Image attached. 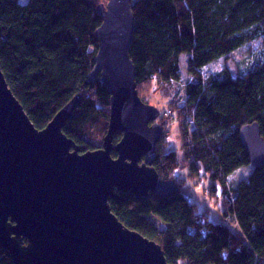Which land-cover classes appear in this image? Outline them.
Returning a JSON list of instances; mask_svg holds the SVG:
<instances>
[{
  "label": "trees",
  "instance_id": "16d2710c",
  "mask_svg": "<svg viewBox=\"0 0 264 264\" xmlns=\"http://www.w3.org/2000/svg\"><path fill=\"white\" fill-rule=\"evenodd\" d=\"M107 1L0 0V69L9 89L39 131L79 95L62 132L80 153L101 148L108 129V91L100 75L88 81L102 23L96 7ZM131 7L129 57L138 95L154 83L162 88L179 81L183 54L191 77L183 103L172 110L180 149L167 150L160 141L152 167L165 181L175 182L182 168L189 177L206 176L212 193L219 183L237 230L200 214L180 185L176 194L150 193L144 202L119 194L109 202L112 214L159 245L168 264H264V165L251 166L247 179L232 186L227 181L250 166L239 130L257 123L264 139V0H131ZM253 42L263 53L238 74L225 67L207 72ZM120 139L116 134L113 145ZM0 264H12L1 248Z\"/></svg>",
  "mask_w": 264,
  "mask_h": 264
},
{
  "label": "water",
  "instance_id": "95a60500",
  "mask_svg": "<svg viewBox=\"0 0 264 264\" xmlns=\"http://www.w3.org/2000/svg\"><path fill=\"white\" fill-rule=\"evenodd\" d=\"M96 12L102 23L88 81L100 75L110 96L100 149L80 153L62 132L79 95L39 131L0 69V248L12 264H168L159 245L126 228L110 209L122 193L144 202L150 193L165 198L180 188L152 167L164 130L159 111L137 92L131 0H108ZM239 139L250 166L264 165L258 124L243 126Z\"/></svg>",
  "mask_w": 264,
  "mask_h": 264
},
{
  "label": "rangeland",
  "instance_id": "374dc122",
  "mask_svg": "<svg viewBox=\"0 0 264 264\" xmlns=\"http://www.w3.org/2000/svg\"><path fill=\"white\" fill-rule=\"evenodd\" d=\"M21 4H25L27 0H19ZM263 48L260 43L253 42L244 45L242 49L235 51L226 60H220L206 68L208 73L218 72L223 67L227 68L233 75L238 74L239 69H243L251 62H255L256 58H260ZM188 55L183 54L180 57V80L172 82L162 88L157 87L154 83L152 87L140 89L139 94L145 104L155 107L160 115L157 122L163 127L164 134L161 138V145H165V149H180L181 138L180 129L176 115L173 114V106L183 103L184 85L190 80L188 72ZM138 92V91H137ZM103 144V139H102ZM102 147V146H101ZM100 149V148H99ZM156 152V151H155ZM180 154V153H179ZM251 173V166L243 167L232 174L229 179V186L236 184L241 180L247 179ZM175 183L189 196L192 203L197 206L200 214H206L209 221L224 224L231 230L236 231L237 226L231 215L227 212L221 195V187L219 183L215 186V192H211V181L206 176L189 177L188 169L182 168L175 172ZM228 213L227 216L224 213Z\"/></svg>",
  "mask_w": 264,
  "mask_h": 264
}]
</instances>
